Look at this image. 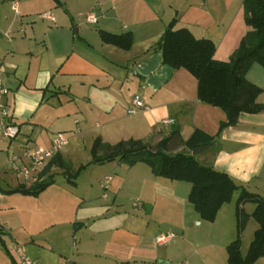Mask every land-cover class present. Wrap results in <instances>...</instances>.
<instances>
[{
    "label": "crops",
    "instance_id": "1",
    "mask_svg": "<svg viewBox=\"0 0 264 264\" xmlns=\"http://www.w3.org/2000/svg\"><path fill=\"white\" fill-rule=\"evenodd\" d=\"M47 12L56 22L41 17ZM174 18L176 29L188 28L197 39L214 41V58L221 62H229L249 30L244 0H0L2 77L12 120L21 129L16 148H48L57 133L71 136L43 177H52L54 184L33 198L61 208L64 197L73 195L74 229H56L54 209L43 227L54 233L30 240L36 264H228L224 254L237 236L232 202L208 222L189 201L190 183L156 177L145 163H91L97 138L111 145L134 139L156 146L175 131L186 141L199 129L217 141L204 153H194L197 160L264 198V109L242 113L237 126L221 131L227 115L199 100L197 79L184 68L163 64L157 43ZM101 31L130 33L133 45L124 50L104 43ZM247 79L262 89L257 102L264 107V68L254 64ZM136 96L144 108L134 106ZM15 142L1 141L0 155L8 157ZM83 150H90L91 158L78 163L80 171L93 169L90 191L77 196L69 190L79 187L74 176L62 190L54 175ZM171 152L191 153L178 142ZM96 173L99 178L93 177ZM247 204L244 210L251 215L256 206L251 203L247 212ZM247 225L243 256L252 242L244 239ZM0 228L3 239L6 224ZM162 235L172 236L164 246L157 242ZM254 264H264V258Z\"/></svg>",
    "mask_w": 264,
    "mask_h": 264
},
{
    "label": "trees",
    "instance_id": "2",
    "mask_svg": "<svg viewBox=\"0 0 264 264\" xmlns=\"http://www.w3.org/2000/svg\"><path fill=\"white\" fill-rule=\"evenodd\" d=\"M244 10L249 30L229 62L217 61L214 58V41L197 39L188 28L176 29L178 18L173 19L157 43L163 54V64L175 70L184 68L189 71L198 81L199 100L206 105L221 108L226 113L227 121L221 125V131L237 126L242 113L257 114L264 109L257 102L262 89L247 79V73L254 64L264 68V0H244ZM101 38L104 43L124 50H129L133 45L130 33L116 35L101 31ZM216 141V137L199 129L186 141L175 131L156 146L134 139L111 145L97 138L92 147L91 163L103 165L119 162L128 166L145 163L156 177L190 183L192 189L189 201L200 218L208 222H214L222 207L231 203L238 194L237 236L227 246L228 264H254L264 258V198L237 185L228 174L205 166L197 160L194 153L198 149L215 145ZM174 142H178L191 153L173 154L171 145ZM58 156L42 172L41 177L50 171ZM53 184L54 180L49 177L30 188L19 185L4 192L37 197ZM247 203L256 206L251 215L244 210ZM251 217L259 227L247 255L243 256L242 235ZM1 234L3 235L2 229Z\"/></svg>",
    "mask_w": 264,
    "mask_h": 264
},
{
    "label": "rangeland",
    "instance_id": "3",
    "mask_svg": "<svg viewBox=\"0 0 264 264\" xmlns=\"http://www.w3.org/2000/svg\"><path fill=\"white\" fill-rule=\"evenodd\" d=\"M64 133V132H61ZM66 137L71 141L69 134H66ZM14 140L13 142H15ZM85 150V149H84ZM81 151L76 153L75 158L71 157L68 159L65 168L57 169L55 171V181L58 183L57 185L60 186L59 189L63 190V187H68L70 183H68V177L74 176L73 180H75L79 187L75 190L73 188H69L70 191H74L75 195L79 196L80 194H84L87 191H90V187L88 186V179L90 178V171L92 168L87 170V172L80 171L78 167V163H86L87 157L91 158L90 150L88 152ZM64 151V150H63ZM23 150L16 148V142L14 143V148L11 149L10 155L7 157L6 154L0 155V167L5 168L6 170L3 175L0 177V187L2 190H9L16 188L19 182H23L28 184L23 177L17 176L13 171L12 165L10 164L11 159L15 155H22ZM78 158V160L76 159ZM3 171V172H4ZM64 171H69L68 175H64ZM79 172V173H78ZM94 178H99L98 174L96 173ZM97 186V183H96ZM0 189V223L2 225L6 224L5 228V236L0 235V264H18L19 258L15 252V245L18 244L23 246L27 252V254L33 259L31 253L32 248L31 245V238L32 237H44L48 234H51L54 231H45L43 227L47 226V221L45 220L47 217L53 216L55 210H57V215L53 216L56 218L58 223V227L56 229H74V225L70 226V222L75 223L74 215H75V208L76 202L73 195L67 194L63 200V203L60 205L61 208L54 207L52 204L44 203L40 200H36L33 197H25L21 194H8ZM58 189V188H57ZM65 192V191H64ZM93 194H96L97 190L92 191ZM237 194L234 196L233 201L231 203L232 211L235 212L236 210V201H237ZM131 212L134 213L133 205L130 207ZM253 208V204L248 203L246 206V211L248 212ZM55 209V210H54ZM259 227L258 223L254 218H250L247 225V234H244V239L251 242L254 238V232ZM42 231V234H39ZM70 245H73V239L70 242ZM48 251L45 252L47 257L52 256V251H49L50 248L48 245L45 247ZM225 258L227 257V253L224 254ZM50 260H53L50 258Z\"/></svg>",
    "mask_w": 264,
    "mask_h": 264
},
{
    "label": "built area",
    "instance_id": "4",
    "mask_svg": "<svg viewBox=\"0 0 264 264\" xmlns=\"http://www.w3.org/2000/svg\"><path fill=\"white\" fill-rule=\"evenodd\" d=\"M14 9L17 10L16 4ZM42 18L56 22V17L50 13H44ZM88 21L96 22L94 16H89ZM2 63L0 62V142L1 141H14L21 132L20 127L12 120V113L7 103L9 90L5 87L2 77ZM137 109L144 108V103L139 96H136L133 101ZM134 113L135 110H129ZM168 123V122H167ZM69 144V140L64 133H57L51 145L48 148H24L22 155H15L10 164L13 171L17 176L23 177L28 184H35L41 182L44 178L41 177L43 169L46 164L57 155H59ZM3 171L0 169V177ZM142 203L137 200L135 205L140 206ZM1 229V228H0ZM171 235H162L158 237L157 242L159 245L164 246L171 238ZM15 252L19 258L18 264H36L33 259L27 254L25 248L18 244L15 245ZM65 264H79L71 260H67Z\"/></svg>",
    "mask_w": 264,
    "mask_h": 264
},
{
    "label": "water",
    "instance_id": "5",
    "mask_svg": "<svg viewBox=\"0 0 264 264\" xmlns=\"http://www.w3.org/2000/svg\"><path fill=\"white\" fill-rule=\"evenodd\" d=\"M213 146H214V145H213ZM213 146H207V147H204V148L198 149V150L195 152V154H196V155H199V154H201V153H204L205 151L209 150V149L212 148ZM159 264H161V263L159 262Z\"/></svg>",
    "mask_w": 264,
    "mask_h": 264
}]
</instances>
